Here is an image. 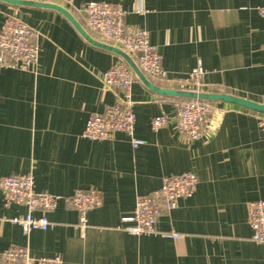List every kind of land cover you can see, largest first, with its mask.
Returning <instances> with one entry per match:
<instances>
[{
  "label": "crops",
  "instance_id": "0c3cea01",
  "mask_svg": "<svg viewBox=\"0 0 264 264\" xmlns=\"http://www.w3.org/2000/svg\"><path fill=\"white\" fill-rule=\"evenodd\" d=\"M66 7L96 40L118 46L87 25L82 6L106 1L127 11L128 26L144 29L161 55L168 78L146 77L175 88L176 80L201 65L202 91L232 94L264 103V0H29ZM14 14L35 31V69L0 67V178L34 175V189L63 197L48 214L47 230L25 234L9 218L24 205L4 206L0 189V251L27 247L33 256L60 255L63 264H264V247L252 239L247 204L264 199L262 115L222 101L209 103L211 135L188 141L175 127V103L136 78L133 148L117 132L107 140L83 137L89 114H103L118 103L120 89H105L102 73L121 60L87 42L59 12L15 6L0 0V26ZM136 59V56H132ZM164 114L168 123L153 131L150 121ZM191 171L197 188L157 219V228L182 237L132 235L129 224L136 198L157 190L164 176ZM96 188L99 207L77 228V211L65 199L77 189ZM0 264H9L0 261Z\"/></svg>",
  "mask_w": 264,
  "mask_h": 264
},
{
  "label": "built area",
  "instance_id": "2783aa9c",
  "mask_svg": "<svg viewBox=\"0 0 264 264\" xmlns=\"http://www.w3.org/2000/svg\"><path fill=\"white\" fill-rule=\"evenodd\" d=\"M69 5L73 0H63ZM87 25L106 39L114 41L131 56L144 72L157 78H168V72L161 67V55L150 43L146 30L128 26L125 22L126 10L106 1H89L82 6ZM264 16V1L257 6ZM35 31L14 14H6L0 26V67L33 70L36 67L39 46L34 41ZM208 71L200 64L190 70L183 78L176 80L175 88L202 90L204 76ZM136 76L123 61L119 60L102 73L105 89H120L122 95L118 103L105 110L103 114H89L83 130V137L91 140H107L117 132L128 136L133 148L144 144L135 136V101L132 98V84ZM175 127L180 135L188 140L203 139L211 135L209 118L218 113V109L209 101L181 99L175 103ZM168 123L164 114L154 116L150 121L153 131ZM258 126L264 136V115L258 120ZM198 177L194 172L186 171L176 175L164 176L157 190L145 196H138L129 222L121 229L132 235L161 234L179 239L182 234L171 230L163 232L157 228V219L165 211L176 206L179 198L192 196L197 188ZM0 189L4 194V206L24 205L26 213L9 218L18 224L25 234L33 230L53 228L54 223L48 214L63 199L62 196L37 192L34 189V175H5L0 178ZM77 211V228L82 232L87 227V212L102 203L100 191L96 188L77 189L65 198ZM248 223L253 230L252 239L264 247V199L247 204ZM0 261L9 264H63L60 255L33 256L24 246H15L0 251Z\"/></svg>",
  "mask_w": 264,
  "mask_h": 264
},
{
  "label": "water",
  "instance_id": "95a60500",
  "mask_svg": "<svg viewBox=\"0 0 264 264\" xmlns=\"http://www.w3.org/2000/svg\"><path fill=\"white\" fill-rule=\"evenodd\" d=\"M1 1L15 6H34V7L50 8L52 10L61 13L87 42L99 48L108 50L119 56L121 60H123L129 66V68L132 70L136 78H138L146 88H148L149 90H151L156 94L162 96L175 97L179 99H198V100H205L210 102L222 101L225 103L236 104L264 115V103H259L247 98L238 97L227 93L208 92L202 90L180 89V88H166L156 85L146 77L144 72L138 67L134 58L128 52H126L124 49L118 46H114L94 39L85 30V28L76 20V18L72 15V13L62 5L51 2H36L29 0H1Z\"/></svg>",
  "mask_w": 264,
  "mask_h": 264
}]
</instances>
